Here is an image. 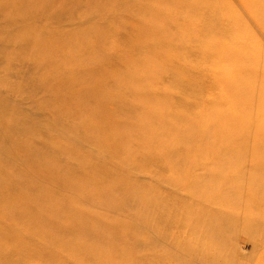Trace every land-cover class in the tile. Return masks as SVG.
<instances>
[{
  "label": "bare ground",
  "instance_id": "bare-ground-1",
  "mask_svg": "<svg viewBox=\"0 0 264 264\" xmlns=\"http://www.w3.org/2000/svg\"><path fill=\"white\" fill-rule=\"evenodd\" d=\"M60 1L0 0V52H18L16 65L38 70L30 78L22 72L18 81H38L46 93L41 105L69 115L107 156L94 159L61 136H43L29 122L20 126L16 105L0 102V115L13 118L0 122V158L8 161L0 159V256H25L24 237L42 208L47 223L35 235L50 240V264H115L125 239L136 252L160 247L150 255L159 264H264V0H138L120 14L124 0ZM168 28L174 31L165 34ZM106 29L117 43L139 46V54L128 62L99 61L93 41ZM55 49L75 53L69 62L46 60L44 50ZM165 76L174 86H202L183 99L184 113L175 112L180 104L172 91L157 86ZM111 103L130 112L120 117ZM21 134L53 150L41 153ZM132 136L143 154L157 158L165 180L186 193L179 202L186 223L201 227L191 228L194 244L171 241L159 229L165 221L142 217L155 189L136 192L145 185L131 184L109 163L147 168L134 161ZM59 152L74 169L55 171ZM199 163L209 165L197 175ZM52 179L57 195L50 193ZM258 250L259 259L250 256Z\"/></svg>",
  "mask_w": 264,
  "mask_h": 264
},
{
  "label": "rangeland",
  "instance_id": "rangeland-1",
  "mask_svg": "<svg viewBox=\"0 0 264 264\" xmlns=\"http://www.w3.org/2000/svg\"><path fill=\"white\" fill-rule=\"evenodd\" d=\"M136 1L138 0H124L122 6L119 5V9L117 8V6L114 7L113 9L114 10L118 9V13L120 14V12H122V10L126 8L127 4L129 5L130 3H134ZM60 2L65 3L67 1L61 0ZM211 12L213 15V19L216 16H219L218 13L213 11ZM75 13L77 14V10H75ZM122 22H119L118 24H121L120 26L125 29ZM173 31L174 29L168 28L164 31V33L169 34L170 32ZM88 40H92V39L89 38ZM116 40L117 39L114 38V35H112L111 33L109 34L108 29L104 30L102 39L98 37L94 39L93 48L96 50V52H99L98 54L99 61H104L108 63H114V62L116 63L117 61L128 62L132 56L139 54L140 52L139 46L137 47L135 46L134 48V46L130 45L125 40L122 41L121 43H117ZM129 40L132 41V39ZM44 53H46L44 55L46 56V60L48 61L69 62L70 54L75 53V51L71 49L69 51L55 49V50H44ZM84 60L86 61L85 58ZM0 62L7 63L10 65L4 68H0V102L4 104L13 103L16 105L15 107L16 111L14 113L15 115H17L18 118H20L19 119L21 122V124L19 123L20 126L28 125L29 122L31 124H34L36 131L43 134V136H48V137L61 136V138H64V140L67 139V141L71 142L70 144H73V147L81 151H86L94 159H102L107 156V152L103 151L100 148V146L95 144L93 141L90 142L91 138L88 136L86 130L81 128L77 130L75 125L73 126L71 123H69L70 122L68 121L70 118L69 115H65L64 113H60V112L55 113L53 109L47 107L45 108L41 105L42 101L45 99L44 96L46 93L40 89H37L39 84L38 81L32 78L29 80L28 79L24 80L22 82L18 81L17 76L22 72H25L24 74L27 76V78H30L32 73H28V72L38 71L31 68H21L19 65H16L20 62V59H18V52H12L10 50H6V51L1 50ZM124 71L125 68L118 69V72L120 74H124L122 73ZM159 84L164 85V87H166V90L172 91V101L179 102L180 104L178 109H175V112H181V113H184L186 111L185 107L182 105L183 99L191 98V96L194 93L198 92V90H201L202 88V86L196 82H192L191 84L186 83V85H182V86L180 85L174 86L171 84L170 78L166 76L161 78V81L158 83L157 86H160ZM20 93L21 95H19ZM30 94L31 96H34V98L32 100H24L25 99L24 96ZM30 101L34 105L38 104L39 106H37V108H34L33 104H31ZM109 108L111 109V111L115 112L120 117L127 116L129 111L128 105H125L123 103H113V104L111 103L109 105ZM25 114L28 116L27 118ZM0 117H2L0 120L2 126H4L6 121L9 122L10 120L13 119L12 117H9L6 114L0 115ZM54 122L55 124L59 123V125H55ZM66 124L73 127V130H71L70 127H68ZM20 136H21V140L29 142V144L32 147H34L41 153H46L47 150L48 151L53 150V148L49 149L47 147L48 145L44 143L42 139H40L39 137L34 138L30 135L23 136L22 134ZM72 136H73V140H72ZM84 139H89L88 142H85L86 145L80 143ZM1 141L2 140H0V142ZM128 148L131 151L134 150L136 152L134 158L135 159L134 161L137 162L136 164L139 163L140 167H147V168L140 169L133 165L132 167L124 166V165H121L122 167H120L119 162L117 161V159L114 158H110L109 163L112 166L115 167L117 166V169H121L120 171H118L119 173H123L128 177H130L132 179L129 180L131 184L137 181L145 185L144 189L136 190V192L139 193L141 192L144 195L148 193L149 189H155L154 190L155 193H153L151 196L155 197L156 199H152L150 201L149 203L150 209L148 211L143 212L142 217L152 221L153 220L156 221L158 219H160L162 222L165 221L163 223L164 225L162 226V228L159 229L161 232L165 231L171 241H175L176 243L179 242L180 240V242H182L183 245L194 244L196 240H193L191 237L192 236L191 228L193 227L195 229H200L201 227L200 225L197 224L186 223L188 211L182 205H180L182 201L181 197L186 195V193H183L181 189L177 188L176 186L170 184L165 180L167 174H165V171L162 168V166L159 165L160 163L157 161V158L153 154H148V153L143 154L141 150L140 141L138 138L132 136V142ZM54 155L57 166L55 171L57 173H62L64 171L74 169V163L69 161V159H66V156L63 153L59 152V153H55ZM0 159H3V157L1 156ZM4 161L8 162L7 160ZM208 165H209L208 163L204 164V166H201V163L197 164L193 168L194 173L197 175L203 173L205 169L204 167L205 166L208 167ZM77 170L80 173L84 172V169L83 170L77 169ZM44 173L47 174V171L41 169L40 174H44ZM5 175L8 178L9 176L10 178L11 176H13L11 172H6ZM17 181L16 182L19 183V180ZM51 182H50L51 186L48 183V186H50L49 188L50 193H52V195H57L59 192L58 189L56 188L55 179H52ZM58 184L59 186H61L59 181ZM17 185L20 187V184ZM56 199L61 200L62 197L59 196L56 197ZM2 203L4 206L7 205L5 201H3ZM262 209H264L263 206ZM136 210L137 211L141 210V208H138ZM43 213L48 214L47 211H44V209L41 208L35 214L37 226H34L32 229H28L30 232L33 233L27 234L24 237V240L27 244L25 256H20L18 253H10V254L6 253L5 256L4 255L2 257L0 256V264H47V263L50 264L51 263L48 260H46L47 258L45 256L50 251L49 249L50 240L43 237H37V235H35L36 232L39 231L38 227L41 226L42 224L45 225V223H47L45 216L42 215ZM117 214L119 216L120 214L123 213L117 211ZM172 218H176L178 221L174 224L173 223L174 219ZM216 222L218 221H215V224H217ZM165 225L167 226V228ZM4 228H10V227L4 226ZM134 233H136V230H134ZM143 238L148 239V237H146L145 235L143 236ZM121 244H122V248L119 249L118 251L119 254L114 259L115 264H129V262H131L132 264H159L157 260L150 259L151 257L150 255L153 254V251L156 252L157 249H159L160 247L157 249L151 247L144 248L143 250H141V252H136L138 250L130 240L128 241L125 239V241H123ZM246 246H248L249 248L250 244ZM203 249L204 248L200 249V251L202 252ZM121 250L125 251L126 254L125 255L120 254ZM128 253L134 256L133 261L129 260L130 257L128 259L126 258V255ZM259 255L260 254L258 250V252H254L250 256H252L254 259H259L260 258ZM56 264H65V263L57 262ZM66 264H74V263L68 262Z\"/></svg>",
  "mask_w": 264,
  "mask_h": 264
}]
</instances>
